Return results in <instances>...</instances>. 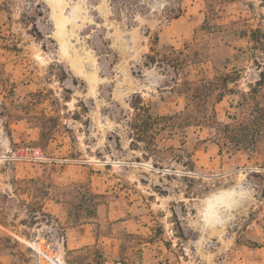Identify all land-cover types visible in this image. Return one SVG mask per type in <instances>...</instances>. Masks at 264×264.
Wrapping results in <instances>:
<instances>
[{
  "label": "rangeland",
  "instance_id": "rangeland-1",
  "mask_svg": "<svg viewBox=\"0 0 264 264\" xmlns=\"http://www.w3.org/2000/svg\"><path fill=\"white\" fill-rule=\"evenodd\" d=\"M33 1L49 8L47 23L37 18L55 41L46 49L23 15ZM120 7L0 0V264H264V132L259 153L219 145L234 118L244 130L264 124V0ZM157 37L188 55L176 83L146 65ZM67 70L78 84L62 79ZM227 72L236 80L219 99L214 91V119L165 126L152 151L132 144L137 98L179 113L184 81L220 85ZM197 95L200 115L210 105Z\"/></svg>",
  "mask_w": 264,
  "mask_h": 264
},
{
  "label": "trees",
  "instance_id": "trees-1",
  "mask_svg": "<svg viewBox=\"0 0 264 264\" xmlns=\"http://www.w3.org/2000/svg\"><path fill=\"white\" fill-rule=\"evenodd\" d=\"M136 0H111V6L113 8L114 13H119L121 5H133ZM4 4H6L4 2ZM6 9V7L4 8ZM7 12L9 11L6 9ZM24 17L28 20L32 21V26L34 30H37L38 35L44 40L43 47L46 49L48 47V43H54V39L50 37L51 32L49 31L50 26L49 24H45L47 32H42L39 29V25L37 24V18H40L44 23L48 21L49 18V8L44 1L38 2H31L26 9V13L23 14ZM8 19H11V16H8ZM101 30H98V35L103 37V34H100ZM91 42L93 43L97 53L99 56L102 57L100 60L101 63L104 61L105 64L108 62L112 63L115 54H110L111 49L106 47L104 40H99L96 38H92ZM152 46L150 47V53L145 55V62L146 65H160L164 67L168 73L172 74V79L174 83L177 82L180 71L187 66L188 55L184 53V51L176 49L173 45L170 46H160L157 47L159 44V37H157L153 42ZM167 76V75H166ZM72 78L74 84H78V79L71 73V71H65L64 76L62 79H70ZM235 77L232 72H227L223 76L220 77V85L217 82V79H204L201 83H194L193 81L186 80L184 81V86L186 87L187 99L190 101L187 109L181 111L179 113H172L163 115L159 113L157 110L152 109L150 104H145L141 97L137 98V101L133 103L134 113L131 116L130 120H128L127 125L130 127V137L133 140L132 144L134 146L139 147V143L145 144V150L152 151L153 146L155 147V140L159 136H162V131L164 127H172L181 120L186 119H193L197 123H204L206 121H211L215 117V108L213 107L212 96H214V91L218 88L223 89L218 94H216V99L220 98L223 93L228 90V84L230 82L235 81ZM260 80L258 81V84ZM83 84V82L81 83ZM202 93L206 97V103L210 105L209 111H204L200 115H196L192 112L190 108L192 106V102L197 100L199 97L197 93ZM255 89L249 94H244L245 100V109H249L250 101L255 102L251 95L255 93ZM256 106L262 107L260 104L256 103ZM243 119V120H242ZM245 117L242 115L241 118H234L232 124H225L221 129L220 132L222 137L220 140L224 142H219L220 146L228 147L230 144L235 147L244 146L247 150H250L253 153H259L258 146L261 144L260 140L257 137H262L263 131V122L253 120V126L249 127V129L244 130L243 125H245ZM188 125H191L189 123ZM239 149V148H236Z\"/></svg>",
  "mask_w": 264,
  "mask_h": 264
},
{
  "label": "built area",
  "instance_id": "built-area-1",
  "mask_svg": "<svg viewBox=\"0 0 264 264\" xmlns=\"http://www.w3.org/2000/svg\"><path fill=\"white\" fill-rule=\"evenodd\" d=\"M39 152H40L39 150L34 149L33 155L36 156V157H38L39 156Z\"/></svg>",
  "mask_w": 264,
  "mask_h": 264
}]
</instances>
